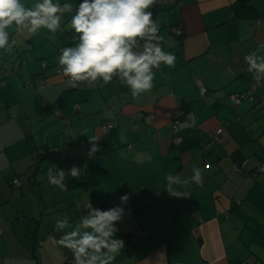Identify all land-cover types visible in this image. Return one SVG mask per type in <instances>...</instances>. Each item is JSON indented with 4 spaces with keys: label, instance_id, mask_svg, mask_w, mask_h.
Segmentation results:
<instances>
[{
    "label": "crops",
    "instance_id": "1",
    "mask_svg": "<svg viewBox=\"0 0 264 264\" xmlns=\"http://www.w3.org/2000/svg\"><path fill=\"white\" fill-rule=\"evenodd\" d=\"M149 10L176 62L138 97L117 79L68 86L57 58L74 32L9 29L18 44L0 51V264H75L57 243L56 219L75 226L85 205H112L123 193L125 247L113 264H264V172L254 173L264 159V82L251 94L244 61L264 55V0H157ZM177 24L181 38L170 31ZM104 123L113 127L104 132ZM80 139L85 148L71 157ZM91 143L100 150L89 159ZM44 147L56 151L39 154ZM85 163L84 179L67 178L66 190L48 184L53 164ZM194 167L202 187L190 181ZM169 174L189 179L171 186L185 196L169 194ZM137 228L150 233L132 243Z\"/></svg>",
    "mask_w": 264,
    "mask_h": 264
},
{
    "label": "clouds",
    "instance_id": "2",
    "mask_svg": "<svg viewBox=\"0 0 264 264\" xmlns=\"http://www.w3.org/2000/svg\"><path fill=\"white\" fill-rule=\"evenodd\" d=\"M157 0H0V51L9 52L18 44L9 29L29 36L42 30L55 34L74 32V42L59 50L58 65L67 78L68 86L76 88L82 82L107 85L113 79L126 86L133 97L150 92L157 70L161 66L175 67L176 56L164 49L159 23L149 9ZM65 20L67 22L65 23ZM264 48V44L261 45ZM246 71L261 85L264 82V55L257 51L245 55ZM98 138L91 139L96 141ZM100 150L91 143L87 157ZM87 163L61 168L56 164L47 171V182L66 190V179H84ZM199 167L192 169L190 181L203 186ZM170 195L185 196L183 191L171 190L172 185L185 186L189 179L167 175ZM129 193L118 197L109 207L85 205L86 214L79 224L66 216L58 217L55 230L62 233L57 243L72 253L75 264H113L125 247L118 236L119 223L126 214ZM68 231V229H70Z\"/></svg>",
    "mask_w": 264,
    "mask_h": 264
},
{
    "label": "built area",
    "instance_id": "3",
    "mask_svg": "<svg viewBox=\"0 0 264 264\" xmlns=\"http://www.w3.org/2000/svg\"><path fill=\"white\" fill-rule=\"evenodd\" d=\"M173 32L176 34V33H179L180 30H179V28L175 27L173 29ZM256 86H258V84L256 82H254V85H253L252 89L250 90L251 91V94H252V90H254ZM199 89H200V92L202 94L206 93V89H205V87L203 85H201L199 87ZM242 99H243V95H241V94L232 95V102H233L234 105L239 104L242 101ZM102 125H103L102 126V129H103L104 132H108L113 127V124L112 123L102 124ZM222 132L223 131H222L221 128L220 129H217L215 131V133L211 135V143H213V142H220V137L219 136L221 135ZM67 134L70 135V132L67 133ZM180 140H181V137L180 138H178V137L177 138H174L173 139V143L175 145H178L180 143ZM85 145H86V143H85L84 140H78V141L77 140L76 141L74 140L72 142V146L69 147V149H68L70 156L71 157H75V155L77 153V150L78 149L85 148ZM55 151L56 150H54V148L52 147V148L40 149V152L39 153H43L44 155H47V154H51L52 152H55ZM242 166L243 165H241L240 167L239 166H236V169L239 170ZM254 170H255L254 171L255 174L256 173H263L264 172V159H263V161ZM13 184H14V186H18V184H19L18 180L17 179H14L13 180ZM109 206H111V205H106V206H102V207H105L106 208V207H109ZM149 233L150 232L148 230H146V229L137 228L136 230L132 231L129 234V241H131L132 243H136L138 241L137 239L143 238V237H148L149 236Z\"/></svg>",
    "mask_w": 264,
    "mask_h": 264
},
{
    "label": "trees",
    "instance_id": "4",
    "mask_svg": "<svg viewBox=\"0 0 264 264\" xmlns=\"http://www.w3.org/2000/svg\"><path fill=\"white\" fill-rule=\"evenodd\" d=\"M175 27L179 28L180 32L177 33L176 35L179 36V37L181 38L182 35H183V30H182V28H181L178 24L175 25V26H173V27H170V28H171L170 31L173 32V29H174ZM104 124H109V123H104ZM80 140H82V139H80ZM75 141H76V140H75ZM77 141H78V140H77ZM71 146H72V144L70 145V147H71ZM46 148H49V147H44V148H41V149H46ZM83 149H84V148H83ZM83 149H78L77 152L80 151V150H83ZM39 151H40V150H39ZM39 154L44 155L43 153H39ZM47 155H49V154H47Z\"/></svg>",
    "mask_w": 264,
    "mask_h": 264
}]
</instances>
